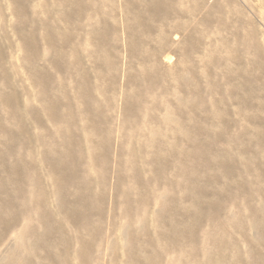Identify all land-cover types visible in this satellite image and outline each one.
Returning <instances> with one entry per match:
<instances>
[{"label": "rangeland", "instance_id": "rangeland-1", "mask_svg": "<svg viewBox=\"0 0 264 264\" xmlns=\"http://www.w3.org/2000/svg\"><path fill=\"white\" fill-rule=\"evenodd\" d=\"M19 1L25 18L14 13L12 0H0V47L6 57L0 76L7 75L12 86L6 89L0 79V90L17 92L21 101L17 118L0 103V202H11L0 204V264H264V0H162L160 10L170 17L166 29L179 22L183 30L171 34L174 47L164 54L171 57L165 63L169 77L158 87L144 75L152 63L143 66L128 47L131 31L143 34L138 14L146 27L154 26L153 0H84L80 31L66 20L70 0ZM106 26L111 31L103 46L98 38ZM48 30L53 51L44 38ZM28 33L37 39L32 65L24 61ZM145 39V48L153 47L147 44L155 41ZM75 47L99 116L89 114L92 108L77 96L80 77L70 71ZM53 59L64 71H56ZM30 65L49 72L50 85L65 87L62 102L70 103L74 124L62 102L59 116L66 119L61 126L69 136L45 111ZM179 69L183 85L172 74ZM129 107L136 110L131 122L125 118ZM180 117L183 130L177 126ZM21 128L29 132L27 146L22 136H5ZM107 129L108 155L100 148L93 156L94 142L99 144ZM71 140L78 144L75 186L63 183L59 192L43 153L51 142L62 149ZM225 160L229 169L219 164ZM12 166L21 169L10 171ZM139 186L147 193L143 206ZM197 198L204 212L191 231ZM210 201L218 202L216 210ZM43 214L55 230L46 238ZM25 226L32 233L23 237ZM175 230L188 239L183 247L173 243ZM82 243L89 246L84 258Z\"/></svg>", "mask_w": 264, "mask_h": 264}, {"label": "bare ground", "instance_id": "bare-ground-1", "mask_svg": "<svg viewBox=\"0 0 264 264\" xmlns=\"http://www.w3.org/2000/svg\"><path fill=\"white\" fill-rule=\"evenodd\" d=\"M126 1H127V3L129 2V0H126ZM161 1L162 0H153V3H152L153 10L158 11V12L153 14V17L155 18L154 20L156 21V22H154L155 23L154 26L150 27L148 25L149 27H146V25L143 24L142 16L140 14H138L136 16V19H139L141 21V24H142V27H143V34L142 33L140 34V32H138V31L137 32L131 31V36H129V42H128V47H129L130 53H132V54L136 53L140 57V60H142V62L144 63V64L142 63L143 66L145 65V63L148 65V63L146 61L152 63V64L149 63V64H151L152 68H148L147 69V67H145L144 75H145L146 80L149 81V84L151 83L152 86H153L155 84L154 82H156L157 83V85H156L157 87H158V85L160 86L162 80H164L165 78L169 77L168 73H167V70L165 68L166 67L165 63L170 61L171 57L169 55H164V54H166L168 50H171L174 47V44H172V41H171V38H170L171 34L174 33V32H181L183 30V23H179V22H176L175 26H173V28L170 31H168L169 29L168 30L166 29V27L169 26L168 25V22H169L168 18H170L169 15H168L169 11L168 10H163V11L160 10ZM20 2L21 1H19V0H12L13 11H14V13L17 16H21V17L25 18L26 17V12H25L24 7L21 6ZM154 2H155V5H154ZM68 4L72 5V11H71L70 15L66 18V20L69 23V25L72 27V30L80 31L82 29V27H83V25L81 23V18H82V15H83V8L85 7L84 0H70L68 2ZM22 21L25 22V20H22ZM156 24H159V25H156ZM110 31H111V28L109 26H106L105 32L101 35L100 38H98L100 40V44L101 45L105 46V44L107 43V35H108V33ZM146 36L151 37L152 41H155L154 45L147 44L148 46H153V47L145 48V43H146L145 37ZM153 36H154V38H153ZM155 37H156V39H155ZM44 38L47 41V43H48L49 47L51 48V50L53 51L54 44H53V42L51 40L50 30L47 31V33L44 35ZM189 39L190 38H188V40ZM23 45H24V49H25V59H24V61H27L29 64L32 65L33 62H34V59H35L34 56L36 54V46H37V39L35 38V34L28 33L25 36V38H24ZM73 51H74V53H73L74 61L71 64L70 71L71 72L74 71L73 75H76L77 77H80V80L77 82L78 83L77 84V92H78L77 96H79L80 98L85 99L84 102H86L85 103L86 106H89L90 108H92V107L95 106V105L92 104V101L95 99L94 95H93L94 87L90 85L88 70L83 68L82 63H80V61H81L80 60L81 53L78 51V49L76 47L74 48ZM184 57H185L186 60L189 58L187 49L184 52ZM5 58L6 57H5L3 51H2V49L0 47V67L3 66V64L5 62ZM60 58L62 59V62L65 59L64 55H60ZM57 61H58V59H57ZM57 61H56V59H53V61L51 62L53 67L56 68V71H57V69L64 71V69H65L64 64L62 66H60ZM31 65L28 68L29 74H30V76L33 77L34 82H35V84H36V86L38 88V91L42 94V96H43V98H44V100L46 102L45 106H44L45 111L49 114V117L55 123H59V125H56V126L59 127L60 133L62 135H65V136H69V134H70L69 129L65 130L64 129L65 126H64V128L61 126L62 122L66 121V119L61 118L59 116L60 107L63 105L70 112V115H71L70 117L71 118H67V119L69 120L71 126H72V124H74L73 113H71V111H70V108H71L70 103L63 104V102H62V101H64V99H67L66 90L64 89L65 87L59 86V85H57L55 83L53 85H50L54 81L52 79V76L49 74V72H47L43 68L38 69V68H36L34 66H31ZM58 66H59V68H58ZM32 67L34 68V70H33ZM110 67H111V71L116 72L113 69L112 62L110 63ZM181 69H183V68H181ZM172 71H173L172 74L175 76V79L177 80V82L183 85V82H186V78H185V75L183 74V70L179 69V70H176V71H174V70H172ZM0 79L3 82L5 88L6 87L7 88H11L12 87L10 78L7 75L0 76ZM246 96H247V94H246ZM60 102H62V105L59 104ZM134 102L136 104V101H134ZM0 103L3 104L5 107H7L9 109V112L11 113L12 118H17L18 117V108L21 105V101H20V98H19V95H18L17 92L12 90L10 92V94H7V93H5V90L1 89L0 90ZM87 103H89V104H87ZM28 109H31V108H28ZM135 111L136 110L134 108L130 109V107H129L128 113L126 114V117H125L127 122L128 121L131 122V121L134 120ZM87 112L89 114H91V113L93 114L94 113L95 115L99 116L98 109H93V108H92V110L88 109ZM137 114H136V116H137ZM31 115L34 116L35 112H32ZM63 123H65V122H63ZM91 123L92 124L89 127V131H90V133L92 132L91 135L95 136L97 134L96 133L97 132L96 128H95V130L93 128V126L95 124V121L91 120ZM177 126H179V130H183V118L180 117L179 122L177 121ZM156 129L158 130V128H156ZM185 129H187V128H185ZM151 130L152 131L154 130L156 132L155 128H153V129L151 128ZM7 131H9V130H7ZM7 131H6L5 136L8 137V139L12 140V139H14L17 136H22V137H24V141H25L26 146L28 145L29 142H31L29 132L25 128H21L19 133L7 132ZM159 131H157V132L159 133ZM105 133L106 134L103 136V139L100 140L101 142L99 144H97L98 142L96 143V142L93 141L95 143V144H93V147H92V150H91L93 156H95L96 151L98 149H100V148H102L104 150V152H106V154L108 155L109 150H110V147H108V144L110 143V140H111V137H112V133L109 132L108 129L105 130ZM186 133H187V135L189 137H190V135L194 136L192 131H187ZM97 137H99V135ZM72 138H73V136H72ZM47 146L48 147L46 148L45 152L43 153V156H44L43 160L46 163V165H48V168H49L51 176L54 178V180H56L57 185L59 186V192H60L61 185L63 183H67L70 186H72V185L75 186V182L73 181V178H72V176H73V174L75 172H72V171L76 167V162L74 161L73 158H74V155L76 154L75 149L78 146L77 142L75 140L68 141V142H66L64 144L62 149L58 146V144H56L54 142H51V143L47 144ZM175 146H176V144H174V148H175ZM6 150L8 152H12L11 146H7ZM50 153L51 154L53 153V155H54L53 158L55 157L54 159L52 157H50V155H51ZM70 159H71V161H69ZM94 159L97 160L96 157ZM220 160L221 159H218V162ZM227 162H228L227 160L221 161L219 163L221 168L229 169V163H227ZM163 167H165V165H163ZM10 168H11L10 171L12 169H13L12 171L21 169L19 166H17V167L16 166L15 167L12 166ZM178 168H180V170L183 172V163H181V165ZM106 171H103V172L106 173ZM71 172H72V174H71ZM136 172H137V170H136ZM18 179H19V177H18ZM133 180L136 181V184H138L139 177H138L137 173L133 175ZM117 181H118L119 185H123L124 184V180L122 178H120V175L117 176ZM35 182L37 183V180ZM136 193L139 195V203H140V205L143 206L144 202L145 203L147 202V198L145 197L146 194H147L146 190L144 189L143 186H139L136 189ZM58 195L61 196L60 193ZM81 195H82V193H81ZM61 200H64V199L61 198ZM125 201H126V203H128V198L127 197L125 198ZM0 204H3L6 207H10L11 206V202H9V201H6V202L4 201L3 203L0 202ZM195 204H196L195 207L198 208V213L191 220V221H193V226L191 227V231H192V229L194 228V226L196 224L197 225L199 224L198 223L200 221L199 218L201 217V214L204 212V207H203V205L201 204V202H200V200L198 198L195 201ZM209 204L211 205V209L212 210H216V208L218 207V202H216V201H210ZM126 214L129 215L128 210H126ZM41 217L43 218L42 219L43 222L48 227L47 228L48 229V231H47L48 233H46V235H44L45 238H46L47 235H50L51 232H53L55 230L52 228L51 223L49 222L50 219L46 215L43 214ZM7 225L9 227V226H12L14 224H7ZM174 229H177V228H174ZM31 231H32L31 228H28V227L25 226V229H24V231L22 233V236L25 237V236L29 235L30 233H32ZM174 233H175V236H174V242L173 243L175 245H180L181 247H183V242L185 240L184 237L186 238V236L183 234V231L182 230H175ZM132 241H134L133 238H131V241L128 242L129 248H132V244H133ZM88 253H89V246L87 244L82 243L81 244V249H80V256L82 258H84V257H86L88 255ZM127 264H139V263H137L134 260H130V262L127 263ZM150 264H155L154 260H152L150 262Z\"/></svg>", "mask_w": 264, "mask_h": 264}]
</instances>
